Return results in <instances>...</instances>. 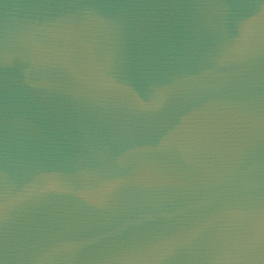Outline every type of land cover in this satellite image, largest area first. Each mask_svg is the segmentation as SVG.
<instances>
[{"label":"water","instance_id":"1","mask_svg":"<svg viewBox=\"0 0 264 264\" xmlns=\"http://www.w3.org/2000/svg\"><path fill=\"white\" fill-rule=\"evenodd\" d=\"M0 264H264V0H0Z\"/></svg>","mask_w":264,"mask_h":264}]
</instances>
